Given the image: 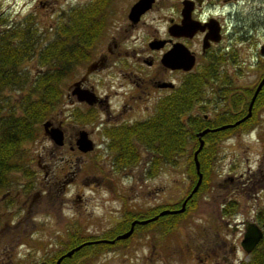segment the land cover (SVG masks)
<instances>
[{
	"label": "flooded vegetation",
	"instance_id": "obj_1",
	"mask_svg": "<svg viewBox=\"0 0 264 264\" xmlns=\"http://www.w3.org/2000/svg\"><path fill=\"white\" fill-rule=\"evenodd\" d=\"M155 1L152 2L151 7ZM182 1L180 0V5ZM238 1L201 0L199 5L194 3L191 18L204 23V28L201 31L195 32L190 37L183 35L176 36L168 31L171 24L177 23L180 20V6L179 18L177 20L168 18L165 32L155 31L148 33L149 35L145 38L144 45H141V47L139 45L138 48H131L130 51L125 48L122 50V32L130 34L131 29L137 26L141 17L151 7L142 13L135 23L127 19L126 12L125 18L127 21L123 24L124 26L121 28L119 26V29L116 28L117 30H114V33H110L104 45L105 51L100 50L89 61L95 62L93 68L86 72L88 63L85 65L82 74L66 87L57 113L53 112L45 119L48 121L46 127L41 123L42 133L51 143L47 144V146L46 144L39 145L38 150L35 147L33 149L35 153L32 158L34 166L42 169L43 175L40 182L45 184L47 195H49L51 188L56 187V185H60L64 189V184L76 177L79 173L81 162L84 161L83 157L86 155L89 156L92 167L96 169V173H93L94 176H90L91 181L96 185H100L101 183L111 184L113 176L107 173V168L121 171V177L126 180V184L123 187L124 192H115L112 187H108L109 191L106 193V196L110 195L113 197L115 195V198L113 199L109 196L104 200L105 202H115L114 208L117 210L115 213L119 212L118 216H115L116 218L112 219L113 222L112 220L110 221L109 228L102 229V232L93 233L94 230L89 231L91 233L88 232L87 234L91 235L92 238L81 242L85 244L73 251L69 256L63 257L70 259L74 252L89 245L88 250L84 252L85 254L73 259L72 264H79L83 258L97 255L102 250L97 248V244L103 243L109 246L119 243L124 244L134 235L142 237V231L145 228L152 229L153 235L155 236L157 233V236H159V217L161 216H157L156 219L144 224L135 222L132 226V232L124 239L114 240L113 243L105 241L95 242L114 238L116 235L126 231L134 220L150 218L157 215L163 209L175 210L180 207L182 200L189 193L197 178L193 162V152L198 146L197 133L200 131H204L199 137L202 141L200 150L203 148L206 152H213L210 168L206 171L208 173L207 188L202 192V195L207 194L213 186L211 184L213 183L216 157L221 142L239 135L242 131H250L256 124L252 125V122L247 121V119L254 117L256 119L263 118L264 82L256 92L250 107L249 103L258 82L264 75V45L258 44L259 57H255V63H250L249 61L246 63L242 59L241 56H248L252 54V51L254 52L252 46L255 44H253L252 40L257 23L246 21L236 9H233V11L230 9V6L235 5ZM112 2L113 0H108L106 5L109 6ZM38 3H43V1L39 0ZM216 4L227 9L221 13L211 12V8L215 7ZM202 6H208L209 9V12L204 16L196 13ZM53 27L54 24L51 30ZM198 35H200L199 57L202 59V64L199 68L196 65V54L198 51L191 44L192 40ZM133 36L132 38L136 43L144 39L138 33H133ZM232 41H236L237 46L228 55L225 51L234 46ZM175 43L183 44L194 55L195 62L189 70L171 68L162 63V55ZM202 43L205 45L203 49ZM213 55L222 56L223 62H212ZM114 56H123L135 60L139 69L136 72L134 69H129L130 65L126 63L117 64ZM230 56H233V58ZM142 68H150L153 71L151 70V73L147 74L143 72ZM247 68H251L254 72L253 80L250 84L242 85L240 78L241 75L246 74L245 69ZM105 70H108L106 74V78H108L107 86L99 88L96 83L104 81L105 78H103L101 73ZM177 73L182 75L178 80L176 79ZM93 76H95V79ZM196 76H201L202 79L193 80L192 78ZM90 78L94 79L93 83L89 82ZM75 81H79L76 86L77 89L92 92L93 95L90 103L84 100L80 101L76 98V94H71L72 83ZM182 92L185 93V106L184 112L180 117L184 120V126L193 131L195 136V144L189 143L183 147L185 150L192 152L191 164L194 168L195 180L188 175L186 168L189 161L185 160L182 155L176 156L171 161L161 162L157 154H152L151 151L159 150L160 145L158 142L153 141V134L145 132L146 122L149 124L151 120V124L157 125L159 122H156V120L161 116V112L165 111L167 105L175 109L177 95ZM151 93L155 95L152 97ZM64 101L65 103H63ZM64 105L71 108L63 109ZM248 111L249 116L243 121L233 126L231 125L246 115ZM55 114L58 116L57 119L54 118ZM222 125L229 126L218 128ZM56 128L59 133V143L55 142L49 134L52 129ZM80 132H84L85 134V137L82 138L85 139V143L80 141ZM87 142L90 145V149L83 151L82 148L85 147ZM120 152L123 154H120ZM55 159L59 161V166L54 162ZM99 160L101 161L100 167L96 164ZM178 165L180 167L184 166V173L188 178V185L183 195L177 198L176 201L163 205L160 203L151 204L149 202L145 204V194L149 198L155 199V196L161 190L159 183L148 187L146 185L147 182L158 180L157 177L162 167L175 168ZM103 166L107 168L104 169ZM31 171H28L29 174ZM22 172L26 174L24 170ZM199 172L202 179V172L200 170ZM222 182H226L225 187L221 191L222 193L215 195L218 197L217 208L215 210V220L217 223L212 221L210 225L201 226V235H199L196 244V248L199 250V253H196H203L200 259H207L210 254L218 256L217 249L223 248V255L220 256V259L225 260L227 253L224 250V246L226 243L224 238L220 236V230L223 227L227 229L229 224H231L230 232L234 233L242 230V237L244 224L248 221L255 223L254 214L256 209L264 205V203L258 204L259 199H263L264 201V171H262L259 165L254 168L247 165L244 173H239L238 175L227 173ZM21 183L18 191L12 190L10 183L3 188L4 190L0 194V209L2 202L7 197L9 198V202L12 203L15 196L17 198H24L27 194H30L32 184L29 181H22ZM216 184L219 185V183ZM35 193L40 194L39 191ZM194 193L185 202L184 210L181 213L185 212L190 203H192ZM240 193L249 195L253 200V203L249 206L246 205V209L251 212V217L236 220ZM75 198V200L79 201L81 199L80 194H75ZM195 204L197 207L198 200H196ZM111 209L114 210L113 208ZM26 213L28 214V212ZM146 213L148 216L145 217ZM120 223L122 224L119 225ZM19 226L20 223L18 222L10 224L5 221L1 223V228L3 227L4 229L17 228ZM77 226H73L69 231L64 232L62 242L67 240L71 232H81L80 225ZM24 227L26 228V226ZM117 227H122L121 231L115 232L112 237L106 236L107 231ZM84 231L86 233V230ZM26 232L28 235L30 234L28 230ZM15 237L11 238L9 243H16L18 239H15ZM155 243H157L156 240L150 245L149 260L153 258L152 254H155V250L158 249V247H155ZM5 244L4 246H6ZM208 244H211L210 250ZM235 250V245L230 244L227 251L234 257ZM149 262L153 264L152 261Z\"/></svg>",
	"mask_w": 264,
	"mask_h": 264
},
{
	"label": "rangeland",
	"instance_id": "obj_2",
	"mask_svg": "<svg viewBox=\"0 0 264 264\" xmlns=\"http://www.w3.org/2000/svg\"><path fill=\"white\" fill-rule=\"evenodd\" d=\"M38 1L0 0V17H5L9 21H17L27 15L33 16L36 26L42 35L41 43H44L51 38V28L62 11L67 10L71 6L85 4L92 0H40L43 3H38ZM133 1L135 0H113L112 4L109 5L110 12L108 16L110 23L102 40L96 46L92 58L100 50L105 51L104 45L108 35L114 33V30L119 26L120 28L124 26L123 24L127 21L125 14ZM180 6V0H156L152 7L141 17L137 26L131 29V35L127 32H122V50L125 48L130 51L131 48H138L139 45L141 47V45H144V40L148 37V33L155 31L165 32L168 18L176 20L179 18ZM226 9V7L223 8L221 5L216 4L215 7L211 8V12L221 13ZM230 9L232 11L236 9L246 21L257 23L252 40L253 44H255L252 46L254 52L252 51V54L248 56H241L246 63L248 61L255 63V57H259L258 44L264 45V0H239L235 5H231ZM208 12V6H202L196 11L201 16H204ZM133 33H138L144 39L136 43L132 38L134 37ZM191 44L198 51L196 54V65L199 68L202 64V59L199 57L200 35L196 36ZM232 44L234 46L225 51L228 55L237 46L236 41ZM230 57L233 58V56ZM114 59L117 64L126 63L130 65L128 68L134 69L136 72L139 69L136 61L131 58L114 56ZM85 65L78 67L75 74L64 81V85H62L64 91L75 78L82 74ZM23 67L28 68L32 72L35 71V64L32 60L25 62ZM250 69H245L246 74L241 75L240 82L242 85L250 84L253 80L254 72ZM142 70L144 73L149 74L152 69L142 68ZM107 72L108 70H105L101 73L103 78H105L104 81L95 82L99 88L107 86ZM181 76L180 73H177L176 79H180ZM93 78L95 79V76ZM93 78L89 79L90 83L94 82ZM6 94L8 93L6 92ZM153 95L155 94L151 93L152 97ZM59 107V105L56 107L55 113H57ZM70 108L65 105L63 107V109ZM54 118H58L57 114L54 115ZM39 130V136L34 141L23 145L27 150V160L23 161V165L26 166L24 170L26 174L22 172L23 170H15L9 173L12 190L18 191L22 181H29L32 187L30 194L26 195L27 197L17 198L15 196L12 203L9 202V198L7 197L2 202L0 209V264H35L59 249V241L63 240L64 232L69 231L71 227L80 225L82 232L86 230V233H88L94 230L95 232L93 231V233H100L102 229L109 228L110 221L119 214V212L115 213L117 210L114 208V201L105 202L104 200L110 196H106V193L109 191L108 187H112L115 192H124L123 187L126 184V180L121 177L122 172L110 170L107 168L109 167L107 165V167L103 166L104 169L107 168V173L113 176V179L111 184L101 183L100 185H96L90 179V176H94L93 173H96V169L92 167L88 155L83 157L84 161L81 162L79 173L72 181L64 184V189L60 185H56V187L51 188L49 195L46 194L47 188L45 184L40 182L43 175L42 169L34 166L32 156L35 153L33 151L35 147L38 150L39 145L46 144L47 146L51 142L43 135L41 124L39 125ZM219 148L213 183L211 184L213 186L207 194L202 195L201 193L198 196L197 207L195 204L193 208V205L187 208L185 214L178 219L175 227L171 229L172 231L165 232L166 230H161L159 236L156 233L155 237L152 229L145 228L142 231V237L134 235L124 244L119 243L113 246L98 248L102 250L97 255L83 258L79 264H150L149 261H152L153 264H238L240 261L247 259V254L240 248L238 243L242 230L231 233V224H229L227 229L223 227L220 230V236L224 238L226 243L224 246V250L227 253V255L225 253V260L220 259V256L223 255V248L217 249L218 256L210 254L207 259H200L203 253L197 254L199 250L196 248V244L199 235H201V226L210 225L212 221L217 223L215 220V210L217 208L218 197L215 195L222 193L221 191L226 185V182H222L225 175L227 173L232 175L244 173L247 165L253 168L259 165L262 171H264V116L262 119H259V122L250 131H242L237 136L225 139L221 142ZM54 162L58 166L60 165L58 160L55 159ZM100 162V160L96 162L98 167L101 166ZM30 170L32 171L29 174L28 171ZM157 178L158 180L148 181L146 185L150 187L153 184L159 183L161 190L155 196V199H151L145 194V204L149 202L151 204L160 203L163 205L176 201L177 198L183 195L188 185L184 166L180 167V165L175 168L162 167ZM216 183H219V185ZM3 190V188L0 189V194ZM36 191H39L40 194L35 193ZM75 194H80L81 199L79 201L75 200ZM110 198L114 199L115 195L113 197L110 196ZM238 198L239 207L236 220L250 218L251 212L246 209V205L249 206L253 203L252 198L244 193H240ZM263 203V199L258 200L259 205ZM5 221L10 224L18 222L20 226L9 229L1 228V223ZM27 230L30 232L29 235L26 232ZM14 237L18 241L14 244L9 243V240ZM155 240L159 243H155V247H158V249L155 250V254H152L153 258L149 260L150 245ZM6 241L7 243L5 244ZM230 244L235 245L236 248L234 257L227 251ZM208 248L210 250L211 244H208Z\"/></svg>",
	"mask_w": 264,
	"mask_h": 264
},
{
	"label": "trees",
	"instance_id": "obj_3",
	"mask_svg": "<svg viewBox=\"0 0 264 264\" xmlns=\"http://www.w3.org/2000/svg\"><path fill=\"white\" fill-rule=\"evenodd\" d=\"M107 2L92 0L62 11L55 21L51 38L44 43H41L42 35L33 16L27 15L17 21L0 17V189L10 183L9 173L25 170L23 161L27 160V150L23 145L39 136V125L55 112L63 99L64 81L93 57L110 23ZM29 60L34 61V72L23 67ZM222 60V56H212V62ZM192 79L201 80L202 77ZM184 99L185 93H179L175 109L167 105L156 120L159 122L157 125L151 124V120L149 124L146 122L145 132L153 134V141L160 145L159 150L151 151L152 154H157L161 162L182 155L189 161L186 168L188 175L195 180L192 152L183 147L189 143L195 144L193 131L184 126V120L180 117L184 112ZM247 121L253 125L259 119L254 117ZM212 154V151L206 152L203 148L197 153L202 179L192 196L189 205H193L192 208L198 196L207 188L206 171L210 168ZM185 212L159 217L160 231H172ZM254 220L262 231V237L248 253L247 259L238 264H264V205L256 209ZM121 229L117 227L107 231L106 236L112 237ZM90 238L92 236L82 230L80 233L73 231L66 241L59 242V249L35 264H55L62 253ZM96 246L103 248L109 245L100 243ZM84 247L74 252L70 259L63 258L59 264H72L73 259L85 254L89 245Z\"/></svg>",
	"mask_w": 264,
	"mask_h": 264
},
{
	"label": "water",
	"instance_id": "obj_4",
	"mask_svg": "<svg viewBox=\"0 0 264 264\" xmlns=\"http://www.w3.org/2000/svg\"><path fill=\"white\" fill-rule=\"evenodd\" d=\"M153 1L154 0H136L133 4H131V6L129 7V9L127 11V19L130 22L135 23L139 19L140 15L151 7V4ZM200 2H201V0H183L181 2L180 20L177 23L171 24L168 28V31L171 32L172 34L176 35V36L183 35V36L190 37L195 32L203 30L204 23H201L200 21L191 18V11H192V8L194 6V3L199 5ZM214 38H216V37H214ZM204 47H205V45H204V43H202V49ZM161 61L163 64L170 66L171 68H179V69L186 71V70H189L194 65L195 58H194V55L183 44L175 43L169 50H167L162 55ZM94 64H95V62H90L86 67V72L90 71L93 68ZM78 82L79 81H75L72 83L71 94H76V98L80 101L84 100V101L90 103L92 100V95H93L92 92H90L88 90L77 89L76 86H77ZM263 82H264V75L262 76V78L260 79V81L258 82V84L254 90V93H253L251 100H250V103H249V107L251 105V102H252L256 92L258 91V89L260 88V86L262 85ZM247 116H249V111L246 113V115H244L239 120H236L231 125L233 126V125L243 121ZM47 124H48L47 120L42 122V125L44 127H46ZM226 126H229V125H222L218 128H223ZM203 132L204 131H200L199 133H197V137L199 140L198 146L193 152V162H194L195 171L197 173V178H196L191 190L189 191V193L182 200L180 207L178 209H175V210L163 209L160 212H158L157 215H154L150 218L143 219V220H134L131 222L130 227L126 231L116 235L114 238H112L110 240H98L95 242L105 241L108 243H113L114 240L124 239V238L128 237L130 235V233L132 232V226L135 222H138L139 224H144V223H147L149 221L156 219L157 216H163L165 214L181 213L184 210L185 202L197 190V188L200 184V181H201V173L198 170L197 153L202 146V141L200 140L199 137ZM49 134L55 142L59 143V133H58L57 128L52 129ZM80 135H81L80 141L85 143L86 142L85 139H82L83 137H85L84 132H80ZM87 149H90V145L88 144V142L86 143L85 147L82 148V150L85 151ZM261 237H262L261 229L254 222L248 221L244 224V230H243L240 242H239L240 247L246 253H249L254 248V246L257 244V242L260 240ZM83 244H85V243H81V244L69 249L68 251L61 254L60 256H58L57 259L55 260V264H59L60 260L64 256H69L73 251L80 248Z\"/></svg>",
	"mask_w": 264,
	"mask_h": 264
}]
</instances>
